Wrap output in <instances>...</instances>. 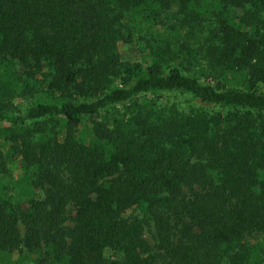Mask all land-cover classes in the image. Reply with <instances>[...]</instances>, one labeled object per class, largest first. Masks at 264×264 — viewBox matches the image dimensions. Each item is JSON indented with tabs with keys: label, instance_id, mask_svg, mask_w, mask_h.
<instances>
[{
	"label": "trees",
	"instance_id": "16d2710c",
	"mask_svg": "<svg viewBox=\"0 0 264 264\" xmlns=\"http://www.w3.org/2000/svg\"><path fill=\"white\" fill-rule=\"evenodd\" d=\"M0 264H264V0H0Z\"/></svg>",
	"mask_w": 264,
	"mask_h": 264
},
{
	"label": "rangeland",
	"instance_id": "374dc122",
	"mask_svg": "<svg viewBox=\"0 0 264 264\" xmlns=\"http://www.w3.org/2000/svg\"><path fill=\"white\" fill-rule=\"evenodd\" d=\"M177 98H178L177 101H184L189 97L178 95ZM21 107H22V109H24L23 105ZM14 171H15L16 176H18L22 172V165H21V160H20L19 156H17V158H16Z\"/></svg>",
	"mask_w": 264,
	"mask_h": 264
}]
</instances>
